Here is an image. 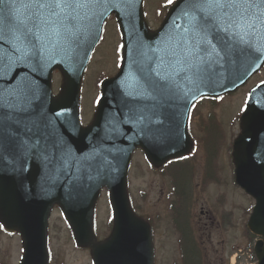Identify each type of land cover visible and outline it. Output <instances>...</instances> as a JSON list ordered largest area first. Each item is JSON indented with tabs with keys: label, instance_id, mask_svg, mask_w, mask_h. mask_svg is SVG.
Masks as SVG:
<instances>
[{
	"label": "water",
	"instance_id": "1",
	"mask_svg": "<svg viewBox=\"0 0 264 264\" xmlns=\"http://www.w3.org/2000/svg\"><path fill=\"white\" fill-rule=\"evenodd\" d=\"M183 8L184 0H176L160 27L151 31L144 20L142 0H99V7L91 10L94 15L82 21L81 34L71 49L45 42L42 63L35 70L30 64L10 67L11 46L0 42V56L6 58L0 64V90L16 88L22 78L31 81L38 91L33 110L45 114L50 137L47 151L33 149L23 159L6 154L0 160V223L21 235L19 264L48 263L47 226L55 204L75 244L90 250L93 264H154L151 226L134 212L128 195L133 151L140 147L155 168L188 154L193 147L188 131L193 103L200 97L236 91L264 65V54L235 64L225 62L196 86L177 76L170 87L161 76L179 68L168 61L176 49L177 34L186 27ZM110 14L115 15L121 34V65L114 77L101 82L92 120L82 126L83 72ZM55 69L62 74L57 95L51 91ZM149 82H158L161 88L153 91ZM145 88L151 97L144 95ZM239 128L231 152L234 180L255 199L247 228L259 237L254 253L257 264H264V81L248 92ZM19 134L29 135L23 128ZM54 141L62 143L75 160L99 153L98 159L79 170L74 161L67 166L49 164L44 156L52 151ZM103 187L108 190L112 229L108 237L97 240L94 213Z\"/></svg>",
	"mask_w": 264,
	"mask_h": 264
},
{
	"label": "snow or ice",
	"instance_id": "2",
	"mask_svg": "<svg viewBox=\"0 0 264 264\" xmlns=\"http://www.w3.org/2000/svg\"><path fill=\"white\" fill-rule=\"evenodd\" d=\"M96 7L99 0H0V42L9 44L13 52L7 63L10 67L30 64L35 70L42 63L45 42L70 50L81 34L82 21L94 15L91 10ZM181 14L186 27L177 34L176 49L168 61L179 68L161 76L170 87L177 76L196 86L210 79L217 65L264 54V0H184ZM5 60L0 56V64ZM148 87L155 91L161 85L149 82ZM144 95L151 97L152 92L145 88ZM37 98V89L26 78L10 91L0 90V160L6 154L23 159L33 149L48 150L45 114L33 110ZM20 128L29 135H20ZM51 149L45 161L62 166L74 161L78 170L90 167L99 156L75 160L62 143L55 141Z\"/></svg>",
	"mask_w": 264,
	"mask_h": 264
},
{
	"label": "rangeland",
	"instance_id": "3",
	"mask_svg": "<svg viewBox=\"0 0 264 264\" xmlns=\"http://www.w3.org/2000/svg\"><path fill=\"white\" fill-rule=\"evenodd\" d=\"M174 1V0H173ZM167 0H144L145 16L151 27H156L163 16ZM120 58V35L113 17L105 22L101 42L93 52L84 76L81 93L80 117L86 124L92 117L99 96L102 78L115 74ZM53 76V92L58 91L60 75ZM264 80V68L254 75L241 89L231 95L220 97L213 105L202 100L194 113L203 116L214 114L221 124V136L212 134L218 151L221 179L218 183L200 189L198 170H200L203 143L200 123L192 121L194 135H197L200 149H196V188L195 205L197 217L202 209L207 215L201 219L208 222L206 230L205 264H256L251 252L255 239L246 228L254 200L240 189L233 178L231 144L239 132V116L243 110L245 94L258 81ZM205 118V117H204ZM216 119L212 123L219 124ZM212 167L211 171L217 172ZM189 175H185L187 182ZM128 190L138 214L151 219L154 224L155 264H180L179 237L169 221L170 201L173 198L169 175L165 170L153 169L141 150L134 151L128 171ZM198 201V202H197ZM197 202V204H196ZM110 208L107 192L102 190L95 211V230L98 238L109 231ZM208 217V219L206 218ZM49 264H91L89 252L74 245L71 232L58 209H54L49 219ZM6 244L9 241H5ZM16 256L19 258V237L16 235Z\"/></svg>",
	"mask_w": 264,
	"mask_h": 264
},
{
	"label": "trees",
	"instance_id": "4",
	"mask_svg": "<svg viewBox=\"0 0 264 264\" xmlns=\"http://www.w3.org/2000/svg\"><path fill=\"white\" fill-rule=\"evenodd\" d=\"M194 114H197V113L193 112L192 117L194 116ZM199 122H200L199 127H200L201 132L204 131V134L201 139L203 140V145H204L203 149L205 153L204 158H203V164L205 165L203 167L204 169L203 179L206 181L209 178L212 179V177L209 176V171L212 169V167L214 166L216 167V155H217L216 152L218 151V147L215 146L216 144L213 142V139H212V133L214 131L212 130V127L210 126L211 124H209V126L204 129V125H208V123L204 122L203 119H201ZM211 130H212V133H211ZM177 163L178 164H176L177 166L175 167V170L179 171L180 174L181 172H185L186 174H188L189 177L187 179V182L190 183V181H192V173L195 167L193 161L190 159H184L181 162L177 161ZM186 174H184L183 176L185 177ZM185 180L186 179H184V181ZM185 188L186 187L183 185V187L180 188V191H178L180 192L179 193V204H181L179 209L182 210L183 212H186L187 196L185 194H182L181 192H184ZM189 222H190V219L187 214L184 219L185 229L180 228V226L177 223L178 229L181 230L182 260L184 264H202V261H203L202 251L198 249L196 245L193 244L190 239L191 231L193 233V229H192L191 224L189 225Z\"/></svg>",
	"mask_w": 264,
	"mask_h": 264
},
{
	"label": "flooded vegetation",
	"instance_id": "5",
	"mask_svg": "<svg viewBox=\"0 0 264 264\" xmlns=\"http://www.w3.org/2000/svg\"><path fill=\"white\" fill-rule=\"evenodd\" d=\"M172 181L170 180V182L172 183V185L174 186H182L183 185V181H179L176 180V176H172L171 177ZM172 186V188H173ZM172 210L169 211L170 212V216H169V221L172 222L173 220H175L174 217L177 215L175 209L171 208ZM196 213V212H194ZM202 215H207V212L204 210H200L199 213V218L196 217L195 221H196V225L199 228V234L197 233V235H195L197 241L201 244L202 241L204 240V235H206V229H207V225L208 222L205 220L203 221L201 219ZM208 218V217H206ZM5 241H9V243L6 244ZM15 244H16V233H12V232H8L5 229L2 228V226L0 225V264H18V259L16 256V250H15ZM20 259V256H19Z\"/></svg>",
	"mask_w": 264,
	"mask_h": 264
}]
</instances>
